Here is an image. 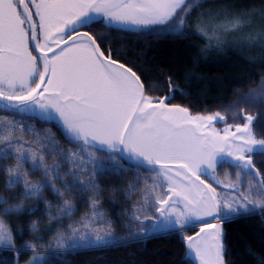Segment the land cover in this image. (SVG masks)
<instances>
[{
	"label": "snow or ice",
	"instance_id": "obj_1",
	"mask_svg": "<svg viewBox=\"0 0 264 264\" xmlns=\"http://www.w3.org/2000/svg\"><path fill=\"white\" fill-rule=\"evenodd\" d=\"M193 6V0H0V111L14 114L0 117V172L7 177L6 190L22 185L20 195L42 201L49 219L59 221L76 211L72 197L100 195L98 177L134 172L126 198L142 179L145 185L140 202L126 213L137 224L134 235L174 232L181 235L191 264H226L222 225L264 210V179L249 181L246 191L240 182L242 174L260 176L253 154H264V140L255 139L250 127L256 118L248 115L242 117L246 123L230 124L219 111L193 114L169 103L177 91L170 79L167 95H148L134 68L114 58L115 49L102 47L112 37L91 31L96 25L133 34L156 28L164 30L156 34H191L206 38L209 47H220L223 36L247 23L201 14L189 33ZM243 43L264 47V30ZM248 100L264 103V81L250 90ZM25 116L53 125L65 143L51 128L37 130ZM221 122L224 127L217 128ZM25 133L31 134L30 142ZM8 158L15 164H5ZM225 164L238 169L236 183L219 179L217 169ZM31 173L42 179L30 180ZM46 191L57 205L44 199ZM16 198L0 196L4 215L22 210V204L4 207ZM86 202L91 214L68 225L67 240L57 237L61 250L114 241V233L107 231L112 221L97 223L104 216L99 200ZM188 229L194 235H184ZM13 239L0 219V248L19 252L33 247L13 249ZM41 259L34 257L29 264Z\"/></svg>",
	"mask_w": 264,
	"mask_h": 264
},
{
	"label": "trees",
	"instance_id": "obj_2",
	"mask_svg": "<svg viewBox=\"0 0 264 264\" xmlns=\"http://www.w3.org/2000/svg\"><path fill=\"white\" fill-rule=\"evenodd\" d=\"M209 1L211 2L208 0L205 3ZM205 3L202 4L200 12L196 10L193 13L190 19L192 30H188L189 33L195 30L194 26L201 18V13L207 12L206 8L211 9L214 5ZM255 9L264 10V0H231L229 6L232 14L251 13ZM91 31L97 36L112 37L102 47L115 49L114 58L134 68L144 81L148 95H167L170 79L177 91L169 103L188 107L192 113L219 111L230 124H243L245 119L242 117L252 114L256 118L252 123L254 130L264 140V103L236 100V92L239 91L245 96L264 78V56L260 51L262 47L249 46L250 48L243 51L226 46L209 49L206 47V38L191 34H156L164 31L156 28L133 34L126 31L115 32L96 25ZM0 117L11 119L14 114L0 111ZM23 119L40 131L51 128L57 138L65 143L53 125L43 123L38 118L25 116ZM16 135L20 136L21 133L17 132ZM24 140L30 142L31 134L25 133ZM97 156L104 158L101 152H97ZM254 161L260 171V179H264V154H254ZM47 162L51 163V158ZM4 163L14 165L15 160L8 158ZM28 178L38 181L42 176L31 173ZM134 179V172H127L122 178H117L112 173L98 177L100 195L89 192L84 194L83 199L79 195L72 197L76 211L70 218L63 217L57 221L49 219V210L42 201L25 199L20 195L23 192L22 185L12 188L11 191L6 190L4 185L7 177L0 172V196L17 197L9 199L4 207L22 204L21 211L8 215H4L0 208V219L4 220L13 234L12 247L21 249L22 245L33 246L31 250L19 252L0 248V264H19L35 253L45 254L46 264H191L180 234L160 232L147 238L131 234L127 224L132 221L126 213L131 211L132 201L137 198V193H132L130 199L126 196L129 195L128 185ZM57 186H60L59 183ZM44 199L53 205L59 203L48 191L44 193ZM87 200H99V210L104 216L97 223L112 221L111 228L107 231L114 233V241L105 245L61 250L57 237L63 236L67 240L70 237L68 225L79 221L86 214H91L92 209ZM37 206L38 210L30 214V210ZM51 211L55 215L56 209ZM34 223L35 230L32 229ZM222 227L223 242L227 249L226 264H260L264 261V211L241 215L225 222ZM193 232L188 229L184 235Z\"/></svg>",
	"mask_w": 264,
	"mask_h": 264
},
{
	"label": "rangeland",
	"instance_id": "obj_3",
	"mask_svg": "<svg viewBox=\"0 0 264 264\" xmlns=\"http://www.w3.org/2000/svg\"><path fill=\"white\" fill-rule=\"evenodd\" d=\"M208 0H193V9L191 10V17L193 16V13L196 12V10H198L197 12H200L201 6L203 3L207 2ZM209 3H214L213 7H211V9H209V7L206 8L207 12H202L201 14H203V16L206 18L209 14L215 16L217 14H219L220 19H223L225 15L227 16H233V17H239L245 21H247V23H245L239 30L234 31V32H230L228 34H226L225 36H223L222 38V45L221 46H226V47H234L237 51H243L244 49H248L250 48L248 44L243 43V41L249 36V35H254L255 33L258 32V29L264 30V10L263 9H255L253 10L251 13H242V14H232L229 11V6L231 5V0H211V2L209 1L208 3L205 4H209ZM189 24L191 25L190 28L187 29L188 30H192V23H190L189 20ZM196 27V24L195 26ZM206 47H208L209 49L216 47V46H212L209 47L208 46V42L206 43ZM261 54L264 56V47H262V49H260ZM260 56L258 55V58ZM250 59H253L250 58ZM264 81V78L257 84V87L255 86L253 89H257L260 87L261 82ZM249 94V93H248ZM247 95H243V93L241 92H236V95L238 96L236 98V100H246L249 101L248 99H246L248 97ZM153 96H157V95H153ZM244 98V99H242ZM214 113V112H211ZM195 114V113H193ZM210 114V113H205V115ZM246 116L251 115L254 117V115L252 114H245ZM227 122V121H226ZM247 121L245 120L244 123H246ZM217 128H223L224 127V123H217L216 124ZM251 130H252V134L254 135L255 139L257 140H263L261 137L258 136V134L255 132L253 124L250 125ZM253 159H254V154H253ZM238 169H236L235 167L229 166L228 164H225L221 167H219L217 169V175L219 177V179L225 181L226 183L230 182V183H236V173H237ZM225 173H229L228 176H225ZM258 180L257 177L251 175V174H242L241 178H240V182H241V188L242 190H247L248 186H249V181H252L253 184L256 183V181ZM150 183V181H149ZM145 185L143 182V179L141 180L140 184L137 186V198L132 201V206L138 202H140V193L143 191ZM132 210V207H131ZM258 211H264L261 209H257L256 212ZM132 225V228L130 229L131 234L134 235L136 229H137V224L135 222H130ZM100 231H103V229H100ZM198 231V229H197ZM188 235H194L193 233H189ZM59 249V247H56ZM70 249V248H69ZM40 257L42 258L39 262V264H46V255L42 254V253H35L33 255H31L27 260L19 263V264H29V261H33L34 257Z\"/></svg>",
	"mask_w": 264,
	"mask_h": 264
},
{
	"label": "water",
	"instance_id": "obj_4",
	"mask_svg": "<svg viewBox=\"0 0 264 264\" xmlns=\"http://www.w3.org/2000/svg\"><path fill=\"white\" fill-rule=\"evenodd\" d=\"M258 179H260V176L259 177H257Z\"/></svg>",
	"mask_w": 264,
	"mask_h": 264
}]
</instances>
